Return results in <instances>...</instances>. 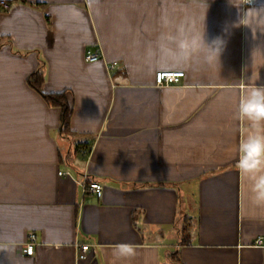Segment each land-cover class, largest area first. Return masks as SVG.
<instances>
[{"label": "crops", "instance_id": "obj_1", "mask_svg": "<svg viewBox=\"0 0 264 264\" xmlns=\"http://www.w3.org/2000/svg\"><path fill=\"white\" fill-rule=\"evenodd\" d=\"M1 1L0 264H264V171L238 165L253 131L239 104L264 86V0ZM183 37L205 45L185 59ZM39 71L45 93L67 92L73 135L29 85ZM160 72L185 77L162 87ZM122 243L136 255H114Z\"/></svg>", "mask_w": 264, "mask_h": 264}, {"label": "clouds", "instance_id": "obj_2", "mask_svg": "<svg viewBox=\"0 0 264 264\" xmlns=\"http://www.w3.org/2000/svg\"><path fill=\"white\" fill-rule=\"evenodd\" d=\"M177 45L179 54L187 59L205 44L198 38L183 37L177 41ZM206 46L218 58L219 46ZM238 112L253 128L240 144L239 168L250 175L259 174L264 171V131L257 127L264 126V86L250 88L241 100ZM253 193L255 203H264V175H258L254 179ZM114 255L119 258H132L136 255V249L132 244L122 243L116 246Z\"/></svg>", "mask_w": 264, "mask_h": 264}, {"label": "built area", "instance_id": "obj_3", "mask_svg": "<svg viewBox=\"0 0 264 264\" xmlns=\"http://www.w3.org/2000/svg\"><path fill=\"white\" fill-rule=\"evenodd\" d=\"M0 7L4 11H8L10 9V4L6 1L0 2ZM100 59V55L98 53H92L88 51L85 55V61L87 63H94ZM185 74L183 72H160L157 73L155 76V83L158 86H170L178 84L183 78ZM62 175V173L60 174ZM103 186L100 182L91 180L86 181L85 183V192L94 195L96 198L101 199L103 197ZM35 241L36 236L31 234L29 237V242L27 243V253L32 254L35 249ZM258 245L261 244V240H257L256 242ZM91 251V246L88 244L79 245V253L78 259L85 260L87 258L88 253Z\"/></svg>", "mask_w": 264, "mask_h": 264}, {"label": "trees", "instance_id": "obj_4", "mask_svg": "<svg viewBox=\"0 0 264 264\" xmlns=\"http://www.w3.org/2000/svg\"><path fill=\"white\" fill-rule=\"evenodd\" d=\"M43 84H44L43 72L39 71L30 76L29 85L45 99V101L49 104V106L61 110V134L63 136L73 135V131L71 129V118L73 115V107L69 102L67 92L45 93L42 89ZM187 231L188 228L187 229L185 228L183 230V234H186ZM173 256L178 260L177 254H174Z\"/></svg>", "mask_w": 264, "mask_h": 264}, {"label": "rangeland", "instance_id": "obj_5", "mask_svg": "<svg viewBox=\"0 0 264 264\" xmlns=\"http://www.w3.org/2000/svg\"><path fill=\"white\" fill-rule=\"evenodd\" d=\"M185 228H186V229L189 228V223H188V221H185V222H182V223H181L180 229L182 230V233H183V230H184Z\"/></svg>", "mask_w": 264, "mask_h": 264}]
</instances>
